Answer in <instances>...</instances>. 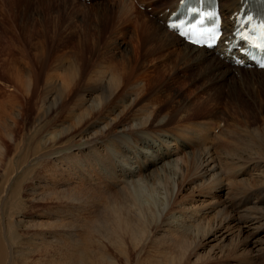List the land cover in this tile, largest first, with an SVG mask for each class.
I'll use <instances>...</instances> for the list:
<instances>
[{
  "label": "rangeland",
  "instance_id": "rangeland-1",
  "mask_svg": "<svg viewBox=\"0 0 264 264\" xmlns=\"http://www.w3.org/2000/svg\"><path fill=\"white\" fill-rule=\"evenodd\" d=\"M227 1L220 0L222 8ZM120 2L0 0V145L5 151L4 157L9 156L4 164L16 161L17 155L22 157L20 169L10 175L4 174L6 169L0 170V239L3 253L11 252L3 254L5 264L25 254L40 259L48 253L52 259V254L47 252L51 248L45 247L51 241V232L39 228L41 221H50L46 216L52 218L49 215L53 205L50 199L54 181L52 161L44 158L52 149L51 144L47 147L44 142L49 133L74 124L69 110L54 109V98L62 91L68 92L72 77L87 80L92 73L96 76L99 66H112L121 78L130 76L129 83L142 91L138 109L160 107L161 110L164 107L161 120L171 121V127L194 122L208 126L211 142L208 145L228 191L216 196L215 204L195 202L196 211L205 214L202 223L217 220V209L222 210L221 204L235 209L234 205L250 193L244 194L245 191L239 192L240 189L264 190V168L261 169L264 143L261 142V150L254 147V141L264 139V70L244 66L245 69L237 71L232 62L221 65L224 59L219 55L216 59L197 58L199 50L189 51L186 57L185 42L179 46L165 42L158 27L162 26L146 15L162 17L159 21L164 24V15L175 0H130L135 5L131 11L122 10ZM135 14L139 21L134 20ZM97 94L100 95L97 92L93 98ZM43 103H46L48 114L39 120L38 112ZM79 113L84 114L77 111ZM53 121L59 122L58 125ZM33 137L35 141H32ZM9 140H13L16 147ZM40 140H44L43 143ZM183 143L189 146L186 149L177 147L179 154L175 159L179 161L180 169L170 177L176 179L186 171V178L193 181L191 169L205 147L200 146V142L184 140ZM171 147L176 149L175 144ZM6 149L10 154H6ZM188 166H192L190 170ZM239 169L242 173L237 176ZM198 184L199 179L196 180L197 188ZM178 190L176 187L175 193ZM198 190L201 192L198 198L205 200L207 191ZM144 193L154 198L164 192L158 185L144 189ZM256 193L251 195L258 204H243L244 207L233 210V214L236 218L246 213L260 217L256 226L262 224L264 233V192L258 196ZM43 194H46L45 201L40 198ZM146 201L153 206L152 202ZM209 206L211 211H205ZM66 211L54 218L53 224L77 222V213L73 211L74 215H69ZM66 230L58 231L66 236ZM229 239L225 247H218V242L211 240L207 249L222 248L227 253L232 243ZM256 242L260 248L264 247V235H257ZM263 252L259 264H264ZM115 258L118 264H125L124 258ZM228 259V264H233L239 257ZM197 261L193 258L182 264H197Z\"/></svg>",
  "mask_w": 264,
  "mask_h": 264
},
{
  "label": "bare ground",
  "instance_id": "bare-ground-1",
  "mask_svg": "<svg viewBox=\"0 0 264 264\" xmlns=\"http://www.w3.org/2000/svg\"><path fill=\"white\" fill-rule=\"evenodd\" d=\"M243 3L241 0H229L223 5L222 11L229 13L227 23L231 24L232 29L230 16ZM119 5L124 11H131L135 6L130 0H121ZM137 15L135 21H139ZM146 16L163 27L158 26L165 42L175 46L186 43V57L189 51L199 50L197 58L208 60L219 55V58L224 59L221 65L232 62L226 58L224 48H214L209 52L207 48L194 46L170 30L165 21L161 24L160 17ZM235 68L237 71L245 69L237 65ZM95 74L93 76L92 73L84 81L78 76L72 77L68 92L64 94L62 91L54 98V109L61 107L69 110L74 124L49 133L44 142L48 144L47 147L51 144L52 149L44 158L52 161L54 181L50 199L53 205L50 208L52 214L49 215L52 218L46 216L50 221H41L39 228L51 232V241L45 247L51 248L47 252L52 254V259L48 253L40 259L25 254L8 264H118L116 256L124 258L125 264H182L193 258L198 260L197 264H228L229 257H239L233 264H259L261 251H264L263 246L259 247V241L256 242L257 235H264L261 231L263 225L256 226L261 221L260 217L246 213L236 218L233 210L239 211L245 205L258 204L253 201L251 194L257 192L258 196L264 190L240 189L239 192L250 193L248 196L241 194L245 197L234 205L235 209H229L228 204H221L220 211L216 206L218 219L202 223L201 218L205 214L196 211L198 206L195 202L215 204L218 200L216 196L228 191L208 145H211L208 126L194 122L171 127V121L161 120L164 107L161 110L160 107L158 110L137 108L142 100L138 99L142 91L129 83L130 76L121 78L112 66H99ZM97 92L100 95L93 98ZM40 108L39 120L48 114L46 103L41 104ZM77 111L84 114H77ZM34 138L32 141L36 140ZM184 140L200 142L202 144L199 145L205 147L194 166H188L189 170L192 167L193 181L186 178V171L177 175L176 179L170 177L175 176L171 174L180 169L179 161L175 159L179 154L177 147L186 149L189 146L183 143ZM260 140L254 141V147L258 150H261V142L264 143V139ZM9 141L15 144L13 140ZM40 141L43 143L44 140ZM172 144L176 145V149H172ZM7 149L6 154H10ZM4 152L0 145V170L6 169L4 174L8 175L20 169L22 157L17 155L16 161L4 164L9 159L8 155L4 157ZM261 167L263 169L264 165ZM241 171H237V176L241 175ZM197 179L200 180L198 188L211 191L210 194L206 192L205 200L198 198L201 192L196 186ZM158 185H161L164 193L154 198L145 195L144 189ZM176 187L179 188L177 193ZM186 194H189L187 198L184 197ZM44 195H40V198L44 199ZM210 207L205 211H211ZM65 210L69 215H74L75 211L77 222H70L69 225L53 224L54 218L63 215ZM64 228L67 229L66 236L58 231ZM54 230L55 234L52 233ZM47 238L45 235L46 243ZM229 238L232 239L229 252L225 253L222 248L207 249L211 240L217 241L218 247H225ZM10 244L13 246L14 241ZM8 253H3L0 239V264L6 263L3 254Z\"/></svg>",
  "mask_w": 264,
  "mask_h": 264
},
{
  "label": "snow or ice",
  "instance_id": "snow-or-ice-1",
  "mask_svg": "<svg viewBox=\"0 0 264 264\" xmlns=\"http://www.w3.org/2000/svg\"><path fill=\"white\" fill-rule=\"evenodd\" d=\"M210 38H211L212 40H215V39H216V36H215V35H212Z\"/></svg>",
  "mask_w": 264,
  "mask_h": 264
}]
</instances>
